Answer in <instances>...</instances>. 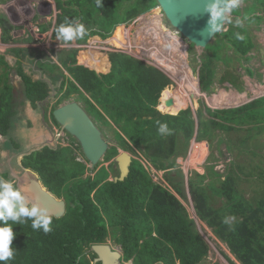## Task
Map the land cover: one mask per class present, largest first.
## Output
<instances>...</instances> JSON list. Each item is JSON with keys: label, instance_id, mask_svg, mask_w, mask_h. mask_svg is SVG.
<instances>
[{"label": "trees", "instance_id": "1", "mask_svg": "<svg viewBox=\"0 0 264 264\" xmlns=\"http://www.w3.org/2000/svg\"><path fill=\"white\" fill-rule=\"evenodd\" d=\"M246 1L250 4L231 13L248 18V22L263 21L264 0ZM156 5L157 0H102L99 6L97 0H56L54 35L57 26L66 21L83 24L87 29L85 39L107 37L117 27L111 40L122 45L126 42V29L118 25ZM228 26L206 47L212 54L205 55L200 71L204 90L212 91L215 69L211 64L222 59L221 49L231 45L244 56L255 46L245 25L236 27L231 21ZM236 33L244 39H237ZM168 36L171 35L164 33L159 40L165 41ZM25 51L13 49L17 55ZM81 53L79 59L70 51L69 56L75 57L71 63L70 58L66 60L61 52L57 53L59 64L74 74L73 80L64 72L52 74L58 62L44 60L39 52L25 54L26 60L18 61L17 67L23 81L20 99L23 96L25 103L35 106L53 94L55 83L62 93L57 104L65 99L82 104L103 136L104 127H112V119L121 132L115 131L117 144L110 145L104 160L113 159L119 148H124L133 154L130 173L124 180L112 181L109 170L104 166L96 170V165L94 176L85 175L86 163L77 159L73 149L74 155L64 146L45 145L26 154L24 166L35 170L44 186L66 201L67 210L62 217L51 216V231L47 233L33 230L31 220L13 225L15 256L8 264H102L95 261L91 248L94 243L109 241L120 245L123 260L133 264H202L210 247L182 201L189 195L199 220L227 244L241 264H264L263 160L259 159L261 163L252 168L249 159L235 158L224 173L210 165L204 173L195 172L187 180L177 163L194 136L196 140L211 141L217 129L247 133L240 141L249 145L247 153L257 157L256 148H264V143L258 141L264 132V96L237 107L206 106V113L202 109L197 112L196 127L191 108L177 114H164L156 108L159 103L162 111L176 112L185 104L166 86L170 80L157 68L125 53L92 51V55L88 54L90 59L87 52ZM181 58L187 65L186 54H181ZM225 79L238 85L230 76L222 77V82ZM14 97L17 96L10 85L0 90V133L6 137L15 131L17 134L15 123L20 110ZM157 121L166 122L171 134L161 135ZM228 148H232L231 144ZM143 160L164 171L169 187L152 179ZM253 175L262 184L256 194L247 196L240 184L251 177L255 179Z\"/></svg>", "mask_w": 264, "mask_h": 264}, {"label": "rangeland", "instance_id": "2", "mask_svg": "<svg viewBox=\"0 0 264 264\" xmlns=\"http://www.w3.org/2000/svg\"><path fill=\"white\" fill-rule=\"evenodd\" d=\"M248 4H250V1L241 0L239 6L243 9ZM57 12L56 0H0V58L9 61V64L6 63L5 71L10 67L7 81L18 87L14 90L15 93L21 87L19 76L16 75L18 61L26 60L24 55L27 53L39 52L44 56V60L54 61L59 60L57 53L61 52L62 57L66 60L70 58L69 63H71L72 58L81 57V51L87 52V55L91 54L92 51H107L128 54L146 65L157 68L167 76L170 81L166 86L174 91L175 96L177 93L179 100H183L185 104L176 112L162 111L158 106L159 103L156 108L164 114H177L180 110L191 108L196 127H198L197 112L202 109L206 113V106L213 109L237 107L264 96V19L260 23L257 20L248 22V18H238L239 16H234L230 13L231 21L236 22L239 19L242 22L241 25L247 27L255 46L244 56L236 52L231 45L221 49L219 52L222 59H215L211 64L215 69V74L212 91H208L202 87L200 71L205 55H211L212 51L207 48L197 47L188 41L170 24L164 12L158 8V5L140 13L136 18L118 25H123L126 29L127 38L122 45H118L111 40L117 27L109 36L104 38L96 35L67 43L58 41L56 35H54ZM228 28L229 26L226 22L224 30ZM164 33L171 36L165 37V41L159 40ZM177 40L180 42L176 43ZM215 41L216 37L211 43ZM13 49H24L26 51L17 55L12 52ZM70 51H72L73 55L75 53V57L72 54L69 56ZM181 54H186L187 65L184 59L181 58ZM91 55H88V59L92 57ZM224 59L228 61H224ZM54 62L57 63V61ZM57 64L58 67L53 68L52 74L58 75L60 72H64L68 78L74 79V74L67 67L61 63L59 64V62ZM0 72H2V69ZM224 76H230L238 85L231 84L227 79L222 82L221 78ZM60 80L61 78L57 82L59 83ZM54 84L52 88L56 90L53 91L47 102H38L35 104L36 107L32 103H25L26 100H24L23 96L20 99V91L18 96L14 97L13 102L19 105L17 107H19L20 115L16 117L15 123L17 134L16 131L14 135L10 134L9 139L14 144H17V141L15 142L16 136H20L18 143H20V149L23 150L21 153L17 152V154L12 152V154H7V152L0 154V177L9 179L12 182L15 181L14 184L17 186L29 187L33 178L37 177L39 179V175L35 170L24 166L23 157L30 153L31 150L39 149L46 144L54 147H65L68 144L66 142L75 144L77 150L74 153L77 155V159L86 163L85 175L94 176L95 174L93 171L95 167H92L90 162L83 156L81 147L75 137L66 131L63 137L56 140V131H54L55 128L53 126L59 128L61 125L54 119L52 112L57 106L63 105L69 100L65 99L57 104L62 93H59ZM110 121L113 125L112 127H104V131H106V136L104 135V137L112 145L117 144L115 131L121 132V130L112 119ZM216 134L210 142L209 140H196L194 136L187 147L185 156L177 158L179 168L186 176L185 180L195 172L204 173L207 166L210 165L213 166L215 171L224 173L227 164L235 158L240 161L244 160L242 158L249 159L252 168L255 163H261L259 159H262L261 167L264 169V148H256L259 154L255 157V154L247 153L246 147H249V145L240 141L246 138L247 133L244 131L238 133L237 131L226 132L217 129ZM9 139L2 138L0 147L8 146L13 149L14 144L12 141L9 143ZM258 141L261 144L264 143V132L259 134ZM250 142L248 141V144ZM16 144L15 147L18 145ZM229 144H231V149L228 148ZM119 149L120 151L125 150L124 148ZM239 150H241L240 156L238 155ZM67 152L74 155L72 148L68 146ZM114 157L109 161L103 159L97 164L98 167L96 169L98 170L102 166L106 167L110 172L109 179L112 181H115L119 175L118 165L114 161ZM141 158L143 159L142 156ZM143 163L155 182L169 187L164 179V171L157 170L147 161L143 160ZM245 164L247 163L245 162ZM1 172H6V175H2ZM253 176L256 179V176ZM255 179L251 177L247 182L242 181L240 184L247 196L256 194L259 184H262L260 179L259 181L257 179L255 181ZM186 189L189 193L188 187ZM182 201L197 222L198 230H200L210 247L208 255L202 264H241L230 252L227 244L216 237L212 229L199 220L191 196L189 195L188 199H182ZM202 225L206 230H204ZM13 232L15 234V229H13ZM109 242L115 248H120V245L112 241ZM125 264L133 263L130 260L125 262Z\"/></svg>", "mask_w": 264, "mask_h": 264}, {"label": "water", "instance_id": "3", "mask_svg": "<svg viewBox=\"0 0 264 264\" xmlns=\"http://www.w3.org/2000/svg\"><path fill=\"white\" fill-rule=\"evenodd\" d=\"M157 3L170 24L193 45L206 48L215 38L216 34L211 38L202 34L208 21V15L204 13L208 0H157ZM225 25L226 23L222 30ZM52 115L61 125L63 132L67 131L78 140L84 156L92 167L104 159L110 144L84 106L77 101H69L56 107ZM132 158V154L126 150L115 156L114 161L119 169V175L116 177L118 180H124L129 175ZM29 188L35 195V202L46 208L51 216L59 218L66 213V201L44 187L40 180L33 178ZM91 249L96 254L95 261L102 264H125L122 250L115 248L110 242L94 243Z\"/></svg>", "mask_w": 264, "mask_h": 264}, {"label": "clouds", "instance_id": "4", "mask_svg": "<svg viewBox=\"0 0 264 264\" xmlns=\"http://www.w3.org/2000/svg\"><path fill=\"white\" fill-rule=\"evenodd\" d=\"M101 3L102 0H97L98 6ZM240 3L241 0H208L204 7V13L208 15V21L202 34L211 38L221 32L224 23H231L230 13L237 9ZM241 23L238 19L235 22V26L240 27ZM55 32L56 39L65 43L83 39L87 35L86 27L75 21H66L59 24ZM236 38L244 39L240 33H236ZM156 123L158 125L157 130L161 135L171 134L166 122L157 121ZM35 178L38 179L37 177ZM35 200V195L28 186H17L11 180L0 177V264H8L15 256V250L12 247L14 239L13 225H23L28 220H31L33 230H43L45 233L51 231V215L46 208L39 206Z\"/></svg>", "mask_w": 264, "mask_h": 264}, {"label": "crops", "instance_id": "5", "mask_svg": "<svg viewBox=\"0 0 264 264\" xmlns=\"http://www.w3.org/2000/svg\"><path fill=\"white\" fill-rule=\"evenodd\" d=\"M12 52H13V50H12ZM54 61H57L58 62V60H54ZM9 64V61L8 60H0V70L2 69V72H0V90L2 91L7 85H10V87H11V89H12V91L14 92V95L15 96H18V92L19 91H21L22 90V88H23V81H22V78H21V76L19 75V73H16V75H18L19 76V79H20V84H21V87L19 88V91H17L16 93H15V89L16 88H18L16 85H14V84H10L9 83V81H7L8 80V71H9V69H10V67H9V65H8V67H9V69H7L6 71H5V69H6V66H7V64ZM4 65V66H3ZM1 66H3L2 68H1ZM50 97V96H49ZM49 97L45 100V102H47V100L49 99ZM159 106V105H158ZM53 128H55V129H57L58 127H56V126H53ZM59 128H61V127H59ZM54 129V130H55ZM13 132V131H12ZM65 133L66 132H64V135H65ZM1 134V133H0ZM13 135H14V132H13ZM19 137L20 136H16V140H15V142L17 141V144H18V147H16V148H14L15 147V144H14V142L12 141V140H10L9 139V143H10V141H12L13 142V144H14V147H12L13 149H10L8 146H3V147H0V154H2L3 152H7V154H10L11 152L12 153H14V154H17V152H19V153H21L22 152V150L23 149H20V143H18V141H19ZM2 138H6V140H8V138L9 137H6V136H4V135H2L1 134V136H0V140H2ZM56 140H58L57 138H56ZM66 143H68L69 144V142H66ZM67 144V146L68 147H70L69 145ZM71 145H73V144H71ZM13 146V145H12ZM67 146H65V147H67ZM54 147V146H53ZM70 148H72V147H70ZM34 150V149H33ZM74 150V149H73ZM32 151V150H31ZM75 151V150H74ZM120 152H122V151H120ZM11 153V154H12ZM11 165H14V164H12V163H10ZM27 170H29V169H27ZM7 172L9 173V171L7 170ZM2 173V175H6V172H1ZM5 177V176H4ZM13 183H15V181L13 182ZM206 225V224H205ZM203 226V225H202ZM207 226V225H206ZM197 227H198V224H197ZM203 228H204V230H206V228L203 226ZM200 231V230H199ZM216 236V235H215ZM217 237V236H216ZM120 249H121V247H120ZM122 250V249H121Z\"/></svg>", "mask_w": 264, "mask_h": 264}, {"label": "built area", "instance_id": "6", "mask_svg": "<svg viewBox=\"0 0 264 264\" xmlns=\"http://www.w3.org/2000/svg\"><path fill=\"white\" fill-rule=\"evenodd\" d=\"M100 47V46H99ZM97 47V48H99ZM109 49V48H108ZM55 136H57L56 138L59 140V138L63 137L64 132L61 130V128H57L55 129ZM70 147H72V149H74L75 151L77 150V146L75 144L71 145L70 143L68 144Z\"/></svg>", "mask_w": 264, "mask_h": 264}]
</instances>
